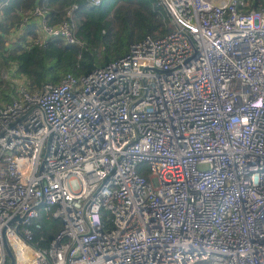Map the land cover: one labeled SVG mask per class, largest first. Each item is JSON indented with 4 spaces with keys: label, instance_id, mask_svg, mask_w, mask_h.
Listing matches in <instances>:
<instances>
[{
    "label": "built area",
    "instance_id": "2783aa9c",
    "mask_svg": "<svg viewBox=\"0 0 264 264\" xmlns=\"http://www.w3.org/2000/svg\"><path fill=\"white\" fill-rule=\"evenodd\" d=\"M157 1L172 29L102 66L32 90L2 70L0 264H264V4ZM48 12L6 44H82Z\"/></svg>",
    "mask_w": 264,
    "mask_h": 264
},
{
    "label": "trees",
    "instance_id": "16d2710c",
    "mask_svg": "<svg viewBox=\"0 0 264 264\" xmlns=\"http://www.w3.org/2000/svg\"><path fill=\"white\" fill-rule=\"evenodd\" d=\"M38 1L48 9L49 23L68 18L66 10L71 8L69 20L82 44L55 37L43 45L23 48L19 42L23 36L16 35L15 41L7 45L13 26ZM247 1L244 10L264 4L263 0ZM25 29L34 32L35 24L28 23ZM171 29L157 0H102L97 5H88L85 0H8L0 13V99H11L9 82L1 75L3 69L15 66L18 73L26 76L28 88L38 89L45 82H58L68 72L80 75L102 66L128 53L133 42L146 36H162ZM35 221L40 223L33 230L35 239H48L62 227L59 218L42 212Z\"/></svg>",
    "mask_w": 264,
    "mask_h": 264
},
{
    "label": "water",
    "instance_id": "95a60500",
    "mask_svg": "<svg viewBox=\"0 0 264 264\" xmlns=\"http://www.w3.org/2000/svg\"><path fill=\"white\" fill-rule=\"evenodd\" d=\"M7 252H8V254H10L11 255V252H10V250H9V248L7 247ZM11 264H12V262H11Z\"/></svg>",
    "mask_w": 264,
    "mask_h": 264
}]
</instances>
